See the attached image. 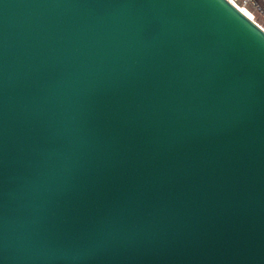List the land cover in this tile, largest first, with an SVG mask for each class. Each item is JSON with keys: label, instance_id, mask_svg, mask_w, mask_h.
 <instances>
[{"label": "water", "instance_id": "95a60500", "mask_svg": "<svg viewBox=\"0 0 264 264\" xmlns=\"http://www.w3.org/2000/svg\"><path fill=\"white\" fill-rule=\"evenodd\" d=\"M0 264H264V31L227 0H0Z\"/></svg>", "mask_w": 264, "mask_h": 264}, {"label": "built area", "instance_id": "2783aa9c", "mask_svg": "<svg viewBox=\"0 0 264 264\" xmlns=\"http://www.w3.org/2000/svg\"><path fill=\"white\" fill-rule=\"evenodd\" d=\"M230 2L236 9H245L251 14L250 21L256 23L263 31L264 27L259 25L255 19L256 16L264 18V0H227Z\"/></svg>", "mask_w": 264, "mask_h": 264}, {"label": "rangeland", "instance_id": "374dc122", "mask_svg": "<svg viewBox=\"0 0 264 264\" xmlns=\"http://www.w3.org/2000/svg\"><path fill=\"white\" fill-rule=\"evenodd\" d=\"M255 21H256L259 25H261L262 27H264V21H261V17L256 16Z\"/></svg>", "mask_w": 264, "mask_h": 264}, {"label": "bare ground", "instance_id": "6f19581e", "mask_svg": "<svg viewBox=\"0 0 264 264\" xmlns=\"http://www.w3.org/2000/svg\"><path fill=\"white\" fill-rule=\"evenodd\" d=\"M240 11L243 12L248 17V19H251V14L249 13V11L245 9H240Z\"/></svg>", "mask_w": 264, "mask_h": 264}, {"label": "crops", "instance_id": "0c3cea01", "mask_svg": "<svg viewBox=\"0 0 264 264\" xmlns=\"http://www.w3.org/2000/svg\"><path fill=\"white\" fill-rule=\"evenodd\" d=\"M261 21H264V18L263 17L261 18Z\"/></svg>", "mask_w": 264, "mask_h": 264}]
</instances>
